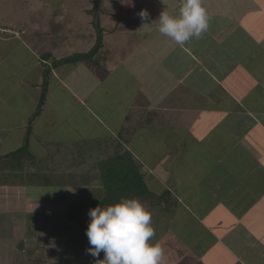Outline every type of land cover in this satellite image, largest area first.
Returning <instances> with one entry per match:
<instances>
[{
  "label": "crops",
  "instance_id": "crops-1",
  "mask_svg": "<svg viewBox=\"0 0 264 264\" xmlns=\"http://www.w3.org/2000/svg\"><path fill=\"white\" fill-rule=\"evenodd\" d=\"M63 1L56 5L60 7ZM108 1L121 5L126 0H100L99 4ZM130 1L137 6L119 10L116 20H108L111 27L115 25L111 35H124L118 49L127 55H119L113 47L103 52V40L94 62L52 67L48 75L43 110L28 136L33 161L29 171L59 183L45 186L46 182L38 178L36 183H44L38 187L14 182L0 185V216L15 214L16 190V194L28 199L23 207L36 214L49 213V207L44 210L45 205L36 206L30 197L35 193L46 196L44 191L49 188L55 196L61 194L56 192L57 187H67L76 194L88 193L83 198L86 202L99 201L105 195L103 187L102 191H94V183L100 185L99 180L93 179L91 185L77 183L89 173L82 164L75 165V153L67 152L61 158L57 150L48 152L40 142L57 144L59 150L61 145L74 141L99 143L100 153L94 148L91 155L89 146L82 154L83 158L96 160L94 173L99 172L96 165L116 149L131 154L147 189L154 195L140 201L155 214L152 242L162 244L167 264H264V0H202L209 27L200 38L194 37L184 45L145 24L144 38L134 37L142 29L137 21L142 10H147L150 20H156V12L160 15L162 11L175 16L181 0H156L153 7L149 3L155 0ZM7 3L0 1V7ZM95 4V0L84 1L76 8L90 15L82 7ZM16 5L22 10L26 6ZM11 15L15 18L14 12ZM18 15V20H10L3 13L5 19L0 18V174L4 173L3 157L24 145L32 113L27 116L25 109L20 110L21 103L17 105L15 95L25 100L30 93L35 109L45 66L78 53L67 25L92 34L84 14L78 26L73 18L55 17L53 29L41 23L45 20L22 19L19 9ZM152 33L155 35L151 37ZM45 36L56 46H62L59 38L65 37L70 40L65 42L71 45L70 50L50 54L39 42ZM42 42L46 44V40ZM76 114H80L78 120ZM69 126L81 137L60 134ZM99 126L109 135L99 134ZM106 138L113 140L108 148ZM67 156L72 160L69 169L62 167L64 160H69ZM64 175L62 184L59 178ZM165 191L170 193L168 200L159 198ZM64 195L61 196L65 198ZM69 203L55 204L54 211L66 213ZM55 212L49 213L51 218H57ZM23 217L27 220V216ZM3 228L0 225L2 240ZM8 242H0V264H20L15 260V245ZM64 248L57 251L62 253ZM94 258L96 264L104 258L103 252ZM40 260L49 263L46 258Z\"/></svg>",
  "mask_w": 264,
  "mask_h": 264
},
{
  "label": "rangeland",
  "instance_id": "rangeland-1",
  "mask_svg": "<svg viewBox=\"0 0 264 264\" xmlns=\"http://www.w3.org/2000/svg\"><path fill=\"white\" fill-rule=\"evenodd\" d=\"M0 1L4 2V0H0ZM7 1H8V3L5 4V6H2V8L0 7L1 15L3 13L6 16L9 15L8 17H10L11 19L10 18H8V19H10V20H14V19L18 20L20 17L19 15L17 16L18 9H19V11L23 12L22 19L27 18L29 20H32V18L35 17L38 20H45L41 23H44V25L47 24L45 27H48L51 29L54 28V21L53 20L55 19V17L61 18V20H70L73 18L72 20L75 22V25L78 26L81 24V18L83 19V14H84V17H85L88 25H90V23H91L90 29H92V34L91 33L88 34V32L82 28H81V30H83V31H81V33H80L78 31V29L73 30L72 29L73 26L67 25L71 29V30H68V33H69L68 35L71 36V41H73L75 43L74 47L76 48L78 53H81L83 51L85 52V50L87 51V50L91 49V47L95 44L96 37H97V31H96L97 26L104 32L102 35V44H103V40L105 41V48H104L103 52L106 50H111L113 47V49H115L119 55L126 53V52H122L120 49H118V44H121V42H119V39L121 37L124 38V35H122V36H119V34L115 35V36H113V34L111 35L113 27H115V25L113 23V27H111V24L109 23L108 20H116V18H117L116 16L119 15V10H122V11L126 10L127 11L128 6L135 5L134 3H131V1L129 2V0H126V1L120 0L121 5L118 4L119 2L115 3V4H113L111 1L102 2V3L100 2V4L98 3V6H100L99 9H98V7L95 8L93 5L88 6V7H82V10L87 9V12L90 11L91 13L88 12L90 15H87L84 11L82 12L81 9L76 8V6H80V3H84V1H89V0H81L83 2L79 1L80 3L78 2V0H64L63 1L64 4L60 5V7H58V5H56L57 1H60V0H44L43 2H41L42 0H15V3H11L12 0H7ZM19 3H25L26 4V6L23 7V10L20 7H18L19 5H16ZM39 3H40V5H38ZM85 3L88 5L90 4V2H85ZM155 3H157L156 0L154 1V3L150 2L149 4H150V6H152V4H155ZM68 4H69V6H67ZM135 6H137V5H135ZM109 9H110V11H109ZM6 10L11 12V13L14 12L15 18H13V15H11V13H7ZM155 10H156V8H155ZM2 11H6V12H2ZM107 11H109V12H107ZM107 13L111 14L110 16H112V17H110V16L106 17ZM34 14H35V16H34ZM1 15H0V18L5 19L6 16H1ZM156 15L158 18L159 13L156 12ZM113 16L115 18H113ZM137 17H138V20H137L138 25H139V27H142V29H139L137 32L134 31L136 34V36H134V37H136L137 39H142V37L144 38V36H142L143 30H144L143 24L146 25L147 21H142L140 19V16H137ZM95 22L97 25L96 27L94 25ZM109 28H112V29H109ZM109 31H111V32H109ZM237 34H239V32H237ZM154 35L155 34L152 33L151 37ZM54 36H55V34H54ZM42 40H46V44L43 43ZM59 40L63 43L62 46H60V45L56 46L57 44L55 42L48 41L47 36L42 37V39L39 42L41 45L43 44L45 46L46 51L50 52V54H52V55L59 54L60 55L59 50H61V53L67 52L70 50L69 47H71V45L65 44V42H70V40L65 39V37L60 36ZM127 40L129 41V39H127ZM127 40H125V41H127ZM33 41H32V43L34 45L38 46L36 39H33ZM161 41H163V40H161ZM124 50H125V48H124ZM73 52H75V51H73ZM64 55H61V57H63ZM97 55H98V53H97ZM126 55H127V53H126ZM52 92H53V94H55L54 93V87H52ZM4 93L8 94V89L6 90V88H4ZM54 97L56 98V96H54ZM15 99L17 101V105L19 104V102L21 103V106L19 108H20V110L25 109V113L27 114V116L31 112H33V110H34L33 107L35 105L33 103V100H35V99L33 98V96L30 93L27 96H25V100L19 99L17 95H15ZM88 102H90V101H88ZM15 106H16V103H15ZM73 112L74 113L78 112V109L73 111ZM79 115L80 114H76V116H75L77 120H78L77 117ZM84 123H86L88 125V120L86 118L84 120ZM70 129L73 130L74 128L69 126V128L65 129V131L61 130L60 134L66 135L67 137H81V136H76L77 134L75 133L74 130H73L74 132L71 133ZM66 130H68V131H66ZM97 130H98V133L101 134L102 136H108L109 135V133L106 130L101 129V126H99V128ZM68 139L71 140V138H68ZM13 140H15V137ZM27 141L29 144V142H30L29 138ZM112 142H113V140H111V138H106L105 139V147L108 148L110 145H112ZM40 143H44L41 146L44 150L47 149L48 152H54L55 150H57L58 154L60 155L61 158H63L64 154H66L67 152L68 153L71 152L72 154L75 153V158H76V159H74L75 165L76 164H82L83 168L86 169V172L89 173V174L82 175L81 177L87 179L90 176V173L91 174L94 173L92 171H93V167L95 166L96 160L94 159V157H90V158L88 157L87 158V156H86L85 158H83L82 154L83 153L86 154V152L88 151L87 148H89V146H90L91 149L93 148L92 150L89 149L90 154L93 155L94 150L95 149L98 150V148L100 147L99 143H90V142L84 143L82 141H74L73 143L67 144L65 146L61 145L60 150L62 153L60 152L59 146L57 144H54L51 142H40ZM4 144L6 146L7 141H4ZM36 145L38 146V143H36ZM118 146H120L119 143H118ZM98 152L100 153L99 150H98ZM64 158H66V157H64ZM67 158H68V156H67ZM68 159L69 160L65 159L64 165H62V167L65 169H69V165H71L69 162H71L72 160L70 158H68ZM65 169H63V170H65ZM72 169H74V168H72ZM28 170H29V168L25 167V174L28 173ZM63 170H58L57 172L60 173V171H63ZM68 176L71 177L70 175H68ZM65 177H66L65 175L60 176V178H59L60 183L64 184ZM40 179L44 180V178H40ZM45 179H46L45 184H47L46 186L51 185L53 187V186H56L57 183H59V182H57V180L51 181V179L49 180L47 177H45ZM82 181L80 180V181H78V183H80ZM35 185L38 187L40 184H35ZM36 186H34L33 188H35ZM57 188L59 190H56V192L57 193L60 192L61 194H58L57 196H55V193L53 192V190H51L49 188L46 191H44L46 196H42L38 193L37 194L35 193L34 197L33 196L30 197L32 200V203L36 204V206L41 203V204L45 205V208H43L44 210L48 209V207H49V209H48L49 213H53V212H55L54 211L55 207H56L55 204H64L65 202H79V201L86 202L87 201L86 199H83V198H87V197H85V195L88 194L86 192H82V194H79L77 192V194H76V192L73 189H69L67 187H66L67 189L64 188L63 190L61 187H57ZM93 188H94V191H99V190L102 191V186H100L99 183H97V182L94 183ZM33 191L35 192V189H33ZM90 191H92V189ZM16 192H17V190L15 191V214H10V212H8V214L7 213L3 214L4 217L0 216V225H3V227H4L3 232L5 234L3 240H2V236H1L0 242L7 240V241H9L8 243H10V244L13 243V245H15V252L18 254V257H15V260L17 259L18 262H20V264H23V263L30 264L34 260H35L34 262H36V263H33V264H41L40 259L46 258V259H48L49 264H50V262L52 263V261H55V259L58 258L59 255H61L63 253V252L62 253L58 252L57 249L64 248V247H65L64 249H66L69 257L71 255H73V254H71L72 253L71 248L66 245V243H67L66 242V234H67V232H69L68 229L70 227H72V223H70L67 220V215H66L67 212L66 213L55 212L54 216L55 217L57 216L56 219L53 217L51 218V216H50L51 214H49L48 212H45V214H42L43 212H40L38 214H36V212H29V210L27 208L23 207L25 204H28L27 203L28 199H25L24 197H22L21 194L20 195L18 193L16 194ZM40 193H43V192H40ZM62 194H65L64 195L65 198H63V196H61ZM3 200H5V199H3ZM3 200H1V201H3ZM141 203L145 206L144 202H141ZM20 205H22L21 208H20ZM65 207L67 209V206H65ZM19 213H22V214L18 215ZM23 215L27 216V220L25 217H23ZM154 217H155V214L153 215V213H152V222L155 220ZM6 228H7V230H6ZM155 233H156V231H155ZM89 247H90V245H89V243H87L85 245L84 250H82V252L79 253L78 260L79 261H87L89 264H95V258L92 257L90 254H88L86 251V249H88ZM55 251L57 254L56 253H55V255L50 254V252H55ZM62 251H64V250H62Z\"/></svg>",
  "mask_w": 264,
  "mask_h": 264
},
{
  "label": "clouds",
  "instance_id": "clouds-1",
  "mask_svg": "<svg viewBox=\"0 0 264 264\" xmlns=\"http://www.w3.org/2000/svg\"><path fill=\"white\" fill-rule=\"evenodd\" d=\"M130 2V0H129ZM146 25L155 26L158 32L178 45L192 38H200L209 27V16L202 0H181L178 15L162 11L156 20H150L147 10L139 13ZM85 234L92 257L104 258L96 264H167L165 250L159 241L153 243L155 229L152 213L138 198H121L120 202L87 213Z\"/></svg>",
  "mask_w": 264,
  "mask_h": 264
},
{
  "label": "trees",
  "instance_id": "trees-1",
  "mask_svg": "<svg viewBox=\"0 0 264 264\" xmlns=\"http://www.w3.org/2000/svg\"><path fill=\"white\" fill-rule=\"evenodd\" d=\"M99 1L100 0H95V8L98 7ZM94 25L95 27L97 26L96 22ZM100 30L101 29L97 26L96 41L89 51L70 54L63 59L53 61V65L45 66L44 83L42 85V90L37 101L36 108L28 118L27 135L24 145L3 157L5 158V161L1 163V170L4 171V173L0 174L1 186L10 185L13 184V182L15 185L17 184L21 186L44 184L41 181L36 183L35 180L38 181V178H44L45 181V176H36L35 172H30L29 170L28 173L25 174V167L29 168L30 164L32 165L33 163L29 156L27 140L34 121L43 110L47 93L48 75L52 67L55 68L64 64L73 65L81 62H94L93 59L97 56V53L102 47L103 31ZM96 166L98 167L97 169H99V172L94 174L90 173V176L87 179L83 178L81 181L83 180L82 182L84 185H88L91 184L93 179L99 180L100 185L105 190L104 197H102L99 201L70 202L67 205V220L72 223V227L68 229L69 232L66 234V245L71 248V254L73 255L69 257L65 249V252H63L59 258L69 260L74 264H89L87 261H79L78 255L82 252V250H84L86 241L88 240L85 231L89 221L87 213L90 209L95 208L98 205L105 207L107 205L118 203L121 198H138L139 200H148L154 197V195L147 189L146 184L128 151L125 150L121 152L120 149H116L113 154L109 155ZM72 179L73 177L70 178L69 181ZM169 197L170 193L165 191L159 198L168 200ZM40 263L45 264L44 261H40Z\"/></svg>",
  "mask_w": 264,
  "mask_h": 264
},
{
  "label": "built area",
  "instance_id": "built-area-1",
  "mask_svg": "<svg viewBox=\"0 0 264 264\" xmlns=\"http://www.w3.org/2000/svg\"><path fill=\"white\" fill-rule=\"evenodd\" d=\"M49 264V263H48ZM50 264H74L73 262L61 258H56L55 261L50 262Z\"/></svg>",
  "mask_w": 264,
  "mask_h": 264
}]
</instances>
